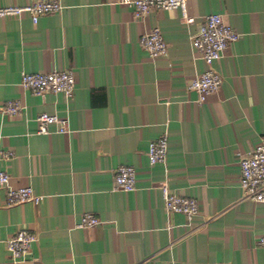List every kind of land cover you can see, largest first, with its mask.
<instances>
[{
  "label": "crops",
  "instance_id": "0c3cea01",
  "mask_svg": "<svg viewBox=\"0 0 264 264\" xmlns=\"http://www.w3.org/2000/svg\"><path fill=\"white\" fill-rule=\"evenodd\" d=\"M33 0H0V6ZM121 0H60L34 24L29 14L0 20V170L30 186L39 204L7 205L0 187V264H264V203L240 187L239 159L264 138V0H190L143 20ZM220 14L239 38L215 69L217 93L190 90L207 67L191 36ZM158 27L166 55L140 44ZM70 70L72 97L36 95L21 74ZM9 101L22 105L4 113ZM41 113L67 119L70 132H38ZM168 136L166 164L150 165L148 144ZM135 168L136 190L115 188L116 171ZM197 200L198 214L167 212L161 187ZM91 213L100 223L80 227ZM36 235L14 262L6 242Z\"/></svg>",
  "mask_w": 264,
  "mask_h": 264
},
{
  "label": "built area",
  "instance_id": "2783aa9c",
  "mask_svg": "<svg viewBox=\"0 0 264 264\" xmlns=\"http://www.w3.org/2000/svg\"><path fill=\"white\" fill-rule=\"evenodd\" d=\"M190 0H121L120 3L132 7L138 19L143 20L152 10L180 9L182 17L187 23L194 22L195 17L189 15L188 3ZM63 9L60 0H33L24 5L0 6V20L5 17H21L29 14L33 23L36 24L42 16L58 13ZM239 34L230 26L226 25L220 14L206 15L199 30L191 36L192 46L200 53L206 69L195 75L189 82V89L198 94V101H206L209 95L217 93L222 84V77L215 69V63L224 56V51L229 44L235 42ZM140 46L145 49L151 58L155 59L166 55L168 45L163 39L158 27L146 31L139 41ZM21 85L31 90L36 95L47 92L64 93L67 98L72 97L75 89V76L70 70L52 71L49 73H25L21 74ZM23 110L22 105L15 101H9L4 107V113L17 115ZM39 123L38 132L47 134L51 126H56L58 133L70 132L67 119L59 118L57 115L41 113L37 116ZM168 153V136L161 135L155 141L148 144V160L150 165L166 164ZM240 187L245 198L264 203V138L254 146L248 155L239 159ZM137 175L134 167L123 165L116 171L115 188L117 190L132 192L136 190ZM0 187L7 196V205L13 206L25 202L39 204L43 196L36 195L30 186L16 188L11 184L10 176L0 170ZM164 205L167 212L184 214L192 220L198 214V203L195 198L184 197L171 191L167 183L161 187ZM100 221L91 213L82 217L80 227L89 228L99 224ZM35 233L27 229H20L6 242L7 250L12 261L18 263L23 261L31 245L36 242ZM259 244L264 247V236L260 238Z\"/></svg>",
  "mask_w": 264,
  "mask_h": 264
}]
</instances>
